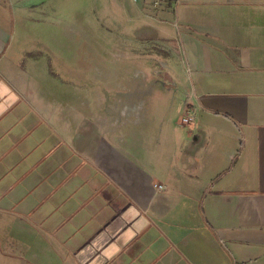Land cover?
Masks as SVG:
<instances>
[{
  "label": "crops",
  "instance_id": "1",
  "mask_svg": "<svg viewBox=\"0 0 264 264\" xmlns=\"http://www.w3.org/2000/svg\"><path fill=\"white\" fill-rule=\"evenodd\" d=\"M127 1L182 82L107 114L45 89V114L0 0V264H264V0Z\"/></svg>",
  "mask_w": 264,
  "mask_h": 264
},
{
  "label": "rangeland",
  "instance_id": "2",
  "mask_svg": "<svg viewBox=\"0 0 264 264\" xmlns=\"http://www.w3.org/2000/svg\"><path fill=\"white\" fill-rule=\"evenodd\" d=\"M3 4L18 15L6 49L12 60L8 66L16 65L23 98L34 100L45 114L40 101L45 89L61 92L70 104L90 106L92 114L101 104L107 114L115 99L126 97L127 89L168 83L165 67L174 82H182L179 59L171 52L166 56V41L157 37L161 32L152 31L165 28L166 35L173 27L135 17L127 0H3ZM9 16L14 24V16ZM29 89L34 94L27 99Z\"/></svg>",
  "mask_w": 264,
  "mask_h": 264
},
{
  "label": "built area",
  "instance_id": "3",
  "mask_svg": "<svg viewBox=\"0 0 264 264\" xmlns=\"http://www.w3.org/2000/svg\"><path fill=\"white\" fill-rule=\"evenodd\" d=\"M133 1L135 2L136 0H133ZM160 1H162V0H153V1H152V2H153V6H158V5L160 4ZM178 1H179V0H174V3L177 4ZM194 116H195V113H194L192 110L188 109V110L184 113V115L181 116V118H180V123H181V124H188V123H190V122L193 120ZM154 186H155L156 188H158V189H162V187H163L161 184H154Z\"/></svg>",
  "mask_w": 264,
  "mask_h": 264
}]
</instances>
